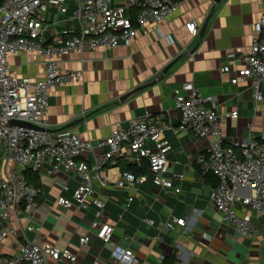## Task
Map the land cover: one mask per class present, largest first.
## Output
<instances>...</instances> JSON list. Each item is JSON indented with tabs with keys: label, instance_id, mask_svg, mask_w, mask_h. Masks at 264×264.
<instances>
[{
	"label": "crops",
	"instance_id": "0c3cea01",
	"mask_svg": "<svg viewBox=\"0 0 264 264\" xmlns=\"http://www.w3.org/2000/svg\"><path fill=\"white\" fill-rule=\"evenodd\" d=\"M71 13L63 15L50 8L46 18L49 22L56 19L57 29H61L62 21L69 28H81L82 24L69 19ZM207 18V27L201 34ZM259 19L257 0H221L216 4L214 0H182L177 12L165 22L138 28L129 45L70 52L62 58L61 67L81 71L82 78L51 90L46 115L49 130L71 128L81 138L95 140L109 136L116 122L127 124L159 112H168L176 123L179 111L174 91L190 81L202 95L214 96L226 144L249 135L264 138V99L254 98L250 80L231 82L241 65L226 58L230 50H249L258 34L255 25ZM188 22L200 26L197 35L189 33ZM44 60V56L20 52L11 57L10 65L15 76L43 80ZM173 61L163 74L165 66ZM228 63L232 71L222 72ZM139 86L142 88L122 98ZM262 88L264 93V84ZM232 111H237L238 116L232 117ZM162 136L172 144L168 154L170 179L163 186L149 180L142 185L118 186L126 167L116 162L122 159L111 160L102 171L90 169L96 194L105 201L101 218L95 217L93 205L70 209L58 204L59 195L72 196L80 178L69 179L63 171L50 174V166H46L38 173V209L27 214L19 206L9 220L3 221L0 216V228L17 231V236L9 235L0 242V264H5L4 259L15 252L18 243L26 240L49 243L76 255L72 263L64 258L50 259L48 264H124L111 256L117 244L134 250L133 264H264V213L250 212L253 236L245 237L223 220L209 199L214 183L211 175L202 173L197 157L208 152L214 137L198 138L191 131H166ZM102 151L95 148L84 152L78 160L91 166ZM13 166L0 150V176L5 177ZM103 175L109 179L105 186L99 179ZM62 184L67 186L64 190ZM183 216H187L185 226L167 229L166 223ZM146 217L154 218L155 224H147ZM94 219L114 226L108 243L95 237L97 230L90 226ZM88 234L90 240L80 245L79 237ZM204 234H210V239Z\"/></svg>",
	"mask_w": 264,
	"mask_h": 264
},
{
	"label": "built area",
	"instance_id": "2783aa9c",
	"mask_svg": "<svg viewBox=\"0 0 264 264\" xmlns=\"http://www.w3.org/2000/svg\"><path fill=\"white\" fill-rule=\"evenodd\" d=\"M182 0H0V150L3 157L14 163L0 176V216L3 221L10 219L19 206L27 214L38 209L39 190L28 183L23 170L31 169L41 173L46 166L48 173H67L69 179L78 176L80 183L71 197L59 195L57 202L65 208H87L95 206V217L104 214L105 201L96 194L90 169L102 171L111 160L122 159L127 163L141 166L148 162V174L137 175L131 170H122L117 181L120 187L142 185L148 180L155 186H163L169 179L168 154L172 144L162 134L171 131L179 134L191 131L198 138L214 137L207 153L198 155L197 162L202 173H211L217 183L209 192V199L222 214L223 220L232 224L245 237L253 236L251 211L264 213V138L251 135L224 142L220 128V115L214 96H204L186 81L174 91L175 107L179 120L174 123L168 112L145 115L130 120L127 124L116 122L109 136L95 140L83 139L71 128L49 130L46 115L49 108L51 90L56 86L82 78L81 71H66L61 60L70 52L83 53L101 47L109 50L120 43L129 45L138 28L147 24L158 25L177 12ZM260 4V19L255 25L257 35L246 52L230 50L229 62L240 64L231 78L233 84L240 79L251 81L254 98L264 99V0ZM50 8L57 13L67 14L69 19L82 24L69 28L62 24L54 27L55 19L46 18ZM187 30L197 35L200 26L195 22L186 23ZM167 39L171 41L170 37ZM41 55L45 57V78L35 80L29 76H15L10 59L17 53ZM222 72H231L228 63ZM232 117L238 112L232 111ZM11 120L26 121L36 127L12 124ZM102 149L90 166L78 159L84 152ZM48 166V167H49ZM101 184L107 185V176H99ZM67 186L61 185L64 190ZM180 191L179 188L175 189ZM128 201H132L129 198ZM243 212L240 211V209ZM241 213H240V212ZM198 215L201 211L197 212ZM149 225L155 219L146 217ZM187 216L174 218L166 223L167 229L185 226ZM96 228L95 237L108 243L114 226L91 221ZM32 230L33 227H29ZM17 236L15 228H0V242ZM210 239V234H204ZM90 240V235L79 237V244ZM115 261L133 264L136 254L131 247L119 244L111 250ZM66 258L70 263L76 255L69 249L60 250L56 246L38 244L29 240L18 243L15 252L4 259L5 264H48L50 259L60 261ZM175 264H186L183 261Z\"/></svg>",
	"mask_w": 264,
	"mask_h": 264
},
{
	"label": "trees",
	"instance_id": "16d2710c",
	"mask_svg": "<svg viewBox=\"0 0 264 264\" xmlns=\"http://www.w3.org/2000/svg\"><path fill=\"white\" fill-rule=\"evenodd\" d=\"M117 165H125L126 169L133 171L137 175L146 174L148 169V162L144 161L141 166H137L131 163H126L125 161L118 160ZM24 176L28 183L34 185L36 188H38V182H39V176L38 173L32 171L31 169H25ZM208 175H211L210 179L213 180L214 185L217 183V178L211 173H208Z\"/></svg>",
	"mask_w": 264,
	"mask_h": 264
},
{
	"label": "water",
	"instance_id": "95a60500",
	"mask_svg": "<svg viewBox=\"0 0 264 264\" xmlns=\"http://www.w3.org/2000/svg\"><path fill=\"white\" fill-rule=\"evenodd\" d=\"M214 1H215V4H216V3H219L221 0H214ZM208 19L209 18L206 19L205 23L202 26L201 34L204 33V31H205V29L207 27ZM173 63H174V61L169 63L167 66H165V68L163 69L162 73L165 74L170 69V67L172 66ZM140 88H142V86H139V87L133 89L131 92L125 94L122 98L129 96L131 93H133L134 91H137ZM11 123L12 124H18V125H23V126H29V127H36L35 125H33L31 123H28L26 121H21V120H11Z\"/></svg>",
	"mask_w": 264,
	"mask_h": 264
}]
</instances>
